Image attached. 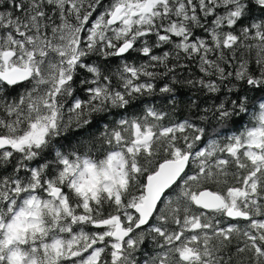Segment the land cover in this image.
Returning <instances> with one entry per match:
<instances>
[{"label":"snow or ice","instance_id":"snow-or-ice-1","mask_svg":"<svg viewBox=\"0 0 264 264\" xmlns=\"http://www.w3.org/2000/svg\"><path fill=\"white\" fill-rule=\"evenodd\" d=\"M0 264H264V0H0Z\"/></svg>","mask_w":264,"mask_h":264},{"label":"trees","instance_id":"trees-1","mask_svg":"<svg viewBox=\"0 0 264 264\" xmlns=\"http://www.w3.org/2000/svg\"><path fill=\"white\" fill-rule=\"evenodd\" d=\"M251 15L255 18H260L261 17V11L258 9V6L256 8L253 9ZM143 59V58H140ZM118 63L117 60H113L111 61V66L114 68L116 66V64ZM77 95L83 96V93L78 92ZM140 109L139 108H134L129 110V114L135 113V112H139ZM109 119H112V117H110ZM103 122H101L100 124H94L90 129H88V131L86 133H84L83 137H78L80 139H83L84 137H88V136H98L99 133L101 131H103V127H102ZM235 131V128L233 129H229L226 130L224 135H230L232 134V132ZM65 144V147H69L70 145L68 144V142L66 141H62ZM73 144H75V140L72 141ZM171 196L175 197L176 192H172L170 193ZM241 225H243L245 222L244 221H240ZM235 244V241L233 242ZM143 252L146 253L147 255H153L155 252V249L152 245L148 244L145 245ZM246 255V254H245ZM145 258L144 255H139L138 259L143 260Z\"/></svg>","mask_w":264,"mask_h":264}]
</instances>
